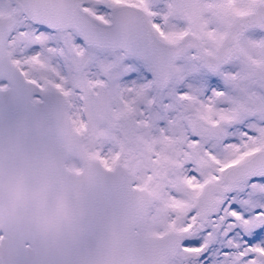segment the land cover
<instances>
[{"label": "snow or ice", "instance_id": "obj_1", "mask_svg": "<svg viewBox=\"0 0 264 264\" xmlns=\"http://www.w3.org/2000/svg\"><path fill=\"white\" fill-rule=\"evenodd\" d=\"M0 264H264V0H0Z\"/></svg>", "mask_w": 264, "mask_h": 264}]
</instances>
